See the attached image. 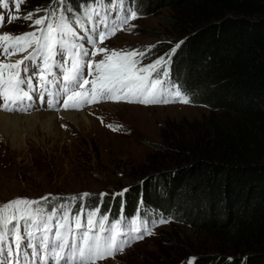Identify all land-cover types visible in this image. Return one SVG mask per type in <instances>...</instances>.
<instances>
[{"label":"trees","instance_id":"obj_1","mask_svg":"<svg viewBox=\"0 0 264 264\" xmlns=\"http://www.w3.org/2000/svg\"><path fill=\"white\" fill-rule=\"evenodd\" d=\"M41 1L38 7L51 6ZM129 1L143 14L169 10L162 21L177 40L164 59L165 71L190 104L220 114L181 125L168 143L151 144L144 175L124 196L131 200L126 212L146 209L160 220L172 217L220 235L215 249L174 264L191 258L193 264H264V0ZM65 3L71 10L66 17L82 20L95 0ZM11 26L14 32L30 28ZM52 196L59 199L45 208L69 197ZM97 197L69 206L93 210L103 202Z\"/></svg>","mask_w":264,"mask_h":264},{"label":"rangeland","instance_id":"obj_2","mask_svg":"<svg viewBox=\"0 0 264 264\" xmlns=\"http://www.w3.org/2000/svg\"><path fill=\"white\" fill-rule=\"evenodd\" d=\"M29 1L23 0L19 11L15 10L13 14L23 17L34 13V20L43 17L45 10L55 7L57 16L60 15V3L53 4V0H50L49 8H40L41 0ZM106 4H109V0ZM12 6H15L14 0H9V7ZM123 7L136 11L137 18L130 20L123 30L100 46L110 50L135 49L144 52L145 55L140 58L144 65L160 57L165 59L177 40L175 33L162 21V16H167L169 10L163 8L154 14H143L129 0H124ZM67 12L65 10L66 16ZM12 23L3 28L1 34H19L21 31L14 32ZM14 25L30 27L26 29L28 31L41 27L23 19H18ZM151 45L155 47L149 48ZM159 47L163 49L160 51ZM100 58L102 56L95 57ZM0 62L7 63L3 56ZM158 72L165 83L171 82V78L164 75V65L158 68ZM2 104L3 100L0 99ZM0 109L3 110L2 107ZM41 109L31 114L25 111H0L21 118L31 115L37 118L33 130L24 121L16 129H0V204L18 197L38 199L47 194L70 196L90 193L101 199L99 194L107 193L102 198L103 202L97 204L101 214L117 216L122 212L126 218H142V222H148V227L158 224L153 227V234L149 237L113 259L97 264H174L184 257L190 258L218 246L220 235L198 231L172 217H162L168 222L159 223L160 219L148 214L146 209L127 213L131 200L124 196L144 175L146 164L154 154L151 144L168 143L171 137L178 135L181 125L189 126L211 119L218 116L220 111L211 112L204 106L190 103L144 105L126 101L98 104L79 112ZM66 113H72L73 120L65 118ZM109 125L119 127L112 130ZM124 189L127 191L123 196L113 195ZM109 206L111 210L107 212ZM81 207L72 211L77 212ZM224 246L228 248L227 244Z\"/></svg>","mask_w":264,"mask_h":264},{"label":"snow or ice","instance_id":"obj_3","mask_svg":"<svg viewBox=\"0 0 264 264\" xmlns=\"http://www.w3.org/2000/svg\"><path fill=\"white\" fill-rule=\"evenodd\" d=\"M22 2L14 0L17 12ZM56 3L62 6L59 16L55 7H50L45 10L43 17L34 20V13L23 17L12 15L8 20L15 22L23 19L32 21L33 26L41 27L20 35L0 34V55L9 61L0 62V99L3 100L0 107L3 110L27 111L22 105L25 100L33 101L32 93H38L39 103L52 110H59L57 105L64 110H81L85 105L101 101H126L144 105L191 102L178 86L173 85L170 89L164 87L165 81L159 78L158 72V68L166 63L163 57L144 65L140 59L145 55L144 52L135 49L110 50L100 46L118 30H123V26L128 25L130 20L137 18L136 11L124 9V0H109V7H118L125 13L117 17L119 23L113 25L107 23V13L101 16L100 0H95L97 7L89 8L84 14L96 22L95 27L88 29L87 35H81L77 27L69 22L65 10H71L66 9L65 0H53V4ZM0 4L4 9L9 8V0H0ZM4 21L5 17L0 15V27H3ZM76 24L80 25L81 21ZM78 40H86L92 49L77 43ZM61 50L67 55L66 63L70 67L61 75L60 83L56 85L57 92L52 93L48 91L51 83L49 77L55 74L54 70L59 66L56 56ZM23 53L27 55H21ZM34 53L43 62L42 67L33 70L36 84H33L32 76L22 75L28 72L24 66L25 60L32 59ZM16 56L20 58L12 61ZM98 56L102 58L95 59ZM164 75L167 76V73ZM109 127L117 130L119 126ZM126 191L124 189L113 195L123 196ZM91 195L81 193L79 196H69L65 198V203L49 208L44 207L45 202L59 199L52 194L38 199L18 197L0 204V255L11 254V248L5 251V242L11 236L17 250L22 247L25 239L26 247L33 249V256H36L37 248L43 249V264H48L49 258L53 264H97L98 261L122 253L132 240L153 234L148 228V222L138 219L132 221L133 227L126 233L121 229L122 221H110L107 215L101 214L99 207L86 211V206H82L77 212L72 211L69 206L71 202L83 201ZM107 195L100 193L99 197L102 200ZM167 222L163 219L159 221ZM194 259L191 258L186 264H193ZM4 264L8 262L5 260Z\"/></svg>","mask_w":264,"mask_h":264},{"label":"bare ground","instance_id":"obj_4","mask_svg":"<svg viewBox=\"0 0 264 264\" xmlns=\"http://www.w3.org/2000/svg\"><path fill=\"white\" fill-rule=\"evenodd\" d=\"M68 115H64L65 118L71 119L73 120V115L72 113H66ZM52 117H55L54 115H51ZM60 117V116H59ZM83 118V117H82ZM54 120V119H51ZM27 122L29 124V128L32 129L33 128V124L35 123V121H37V118L35 115H31L29 117H25V118H21L19 116H11L8 114H4L2 112H0V129L2 130L3 128H10L11 129H16L18 128V124ZM82 123V122H81ZM26 124V123H25ZM83 124V123H82ZM7 130V129H6ZM33 130V129H32ZM8 132V131H7ZM15 132V131H14ZM18 133V132H17ZM15 134V133H14ZM33 136V135H32Z\"/></svg>","mask_w":264,"mask_h":264}]
</instances>
